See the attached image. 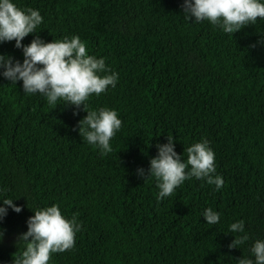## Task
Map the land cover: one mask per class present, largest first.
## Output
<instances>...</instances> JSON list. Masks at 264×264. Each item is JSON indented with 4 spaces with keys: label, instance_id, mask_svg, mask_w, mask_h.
I'll return each mask as SVG.
<instances>
[{
    "label": "trees",
    "instance_id": "1",
    "mask_svg": "<svg viewBox=\"0 0 264 264\" xmlns=\"http://www.w3.org/2000/svg\"><path fill=\"white\" fill-rule=\"evenodd\" d=\"M38 10L36 31L45 42L79 36L90 55L118 73L115 88L87 101L89 110L109 108L122 127L113 151L83 142L77 127L87 113L50 106L40 94L23 92L0 69V264H14L34 210L59 205L82 228L75 246L53 254L50 264H237L254 259L264 241V19L236 34L207 21L190 22L184 0H12ZM264 3V0H261ZM36 34L22 42L29 45ZM255 45V47H253ZM0 54L23 62L15 41ZM78 115H74L75 112ZM175 138V151L207 140L215 153L219 191L205 180H186L162 201L155 178L145 182L157 144ZM186 160V154L184 156ZM220 215L216 225L206 209ZM243 220L249 240L229 249L232 223Z\"/></svg>",
    "mask_w": 264,
    "mask_h": 264
},
{
    "label": "clouds",
    "instance_id": "2",
    "mask_svg": "<svg viewBox=\"0 0 264 264\" xmlns=\"http://www.w3.org/2000/svg\"><path fill=\"white\" fill-rule=\"evenodd\" d=\"M183 15L190 22H209L226 34H236L257 19H264V3L261 0H184ZM43 23L38 10L17 7L12 0H0V43L15 41V47L23 52V62L0 54L2 75L12 85L23 82V92L28 95L40 94L50 106L63 100L65 107L83 108L87 115L78 122L79 135L83 142L99 148L101 155L110 154L113 149L111 139L122 127L118 113L109 108L89 110L87 101L94 94L100 96L111 86L115 88L118 73L106 65L104 58H97L87 51L86 43L77 36L54 39L45 42L36 29ZM36 34L29 45L22 42L29 35ZM255 47V45H253ZM75 112L74 115H78ZM167 144H157L158 155L150 160L147 173L138 169L140 178L147 182L155 178L159 193L157 201L170 197L186 180L196 178L223 188L225 181L217 174L215 153L205 139L187 147L183 156L175 151L176 140L167 136ZM186 154L187 159H184ZM0 206V221L8 214V208L20 213L12 199H4ZM78 214L66 219L59 205L34 210L28 218V231L17 239V247L22 250L13 256L14 264H50L53 254L64 253L75 246L76 233L82 228ZM208 225H216L220 215L212 208L203 213ZM229 232L234 241L230 250L240 248L249 240L243 220L232 223ZM4 229L0 228V240ZM252 258L243 255L237 264H264V241L256 240L250 249Z\"/></svg>",
    "mask_w": 264,
    "mask_h": 264
}]
</instances>
